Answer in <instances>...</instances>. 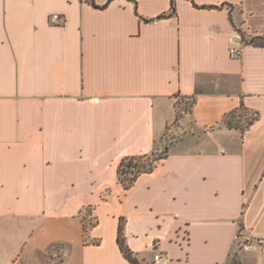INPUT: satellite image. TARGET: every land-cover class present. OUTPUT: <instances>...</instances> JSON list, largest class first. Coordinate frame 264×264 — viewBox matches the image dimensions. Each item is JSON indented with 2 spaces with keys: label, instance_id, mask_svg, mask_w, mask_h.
Masks as SVG:
<instances>
[{
  "label": "crops",
  "instance_id": "0c3cea01",
  "mask_svg": "<svg viewBox=\"0 0 264 264\" xmlns=\"http://www.w3.org/2000/svg\"><path fill=\"white\" fill-rule=\"evenodd\" d=\"M194 2L0 0V264H264V0ZM181 97L189 144L124 189Z\"/></svg>",
  "mask_w": 264,
  "mask_h": 264
},
{
  "label": "trees",
  "instance_id": "16d2710c",
  "mask_svg": "<svg viewBox=\"0 0 264 264\" xmlns=\"http://www.w3.org/2000/svg\"><path fill=\"white\" fill-rule=\"evenodd\" d=\"M83 1L90 2L95 7L102 8V7H106L112 0H109L107 4H105L104 6H99L98 4H96L95 0H83ZM194 4L198 7H203V8L219 7L218 5H201L200 6L196 2H194ZM175 14H176V0H171V10L169 12L160 14L159 16H157L156 19L166 18L168 16H173ZM145 20L152 21L154 19L145 18ZM262 39L263 38L261 36H255V37H252V39L249 38L248 42L260 44V41ZM254 114L256 115H253L250 117L247 116L245 120H240L237 115V110H234L226 116L225 122L230 128H237L242 131H245L246 128H248L250 125L253 124L255 120L258 119L259 114L256 112H254ZM170 147L171 146L167 147V149H165L162 152V154L158 156L154 155V153L151 155L149 153H146L142 155L125 156L121 160L119 167H118V179H119V182L122 184L123 188L126 190L130 189L143 173H149V172L154 171L155 168L160 163V161H162L164 158L167 157L168 150L170 149ZM87 224L88 223L85 221L84 223L85 234L87 233ZM118 243L126 258H128L133 263H139L138 259L133 256L132 250L126 244L125 237H124L123 219L121 220L120 225H119Z\"/></svg>",
  "mask_w": 264,
  "mask_h": 264
},
{
  "label": "rangeland",
  "instance_id": "374dc122",
  "mask_svg": "<svg viewBox=\"0 0 264 264\" xmlns=\"http://www.w3.org/2000/svg\"><path fill=\"white\" fill-rule=\"evenodd\" d=\"M178 102H179V104H178V107H179L178 108V120H176L174 126H176V127L181 126L183 128L182 129L176 128L177 131L174 130V129H172V131L168 130L165 133V135L161 138L159 143L156 145V148L151 153H149L150 155L153 154V153L156 156L162 154V152L165 149H167V147L174 145L176 142H178L181 139L182 136L187 138V140H186V143L182 142L180 144L181 146L178 145L179 149L185 148L189 144V140L192 137L191 136L192 134L186 135L185 131H190L191 127H189L187 122H185L184 125H183L182 122H184V120H185L184 118L189 114V111L191 110V107L193 105V99L187 98V97H181ZM242 114H245V115L241 116L242 119L244 120V119H246L247 116L248 117L252 116L253 112L241 111V112H239L238 115H242ZM171 128H173V125L170 126L169 129H171ZM184 134H185V136H184ZM182 144H184V145H182ZM138 155H142V154H138ZM88 211H91V209L88 208ZM86 213H87V211H86ZM86 222L87 223H89V222L93 223L94 222V218L92 217L91 221H90V219H88V216H86ZM50 254L52 255V252H50ZM60 258H61V256H60ZM60 258H56L55 261L56 262L59 261Z\"/></svg>",
  "mask_w": 264,
  "mask_h": 264
},
{
  "label": "built area",
  "instance_id": "2783aa9c",
  "mask_svg": "<svg viewBox=\"0 0 264 264\" xmlns=\"http://www.w3.org/2000/svg\"><path fill=\"white\" fill-rule=\"evenodd\" d=\"M51 20L54 23H62L64 21V18L60 15V14H53L51 16ZM243 47L241 45H232L230 47V54L233 57H241L243 54ZM253 115H256L253 113ZM252 115V116H253ZM245 247L247 249L249 248H257V247H264V238H259L257 240V244H252L249 243L247 240L245 241ZM52 258L55 260L56 258H60V252H55L54 254H52ZM148 264H172V259L171 257L162 251H156L154 252V254L152 255V258L150 260V262Z\"/></svg>",
  "mask_w": 264,
  "mask_h": 264
}]
</instances>
